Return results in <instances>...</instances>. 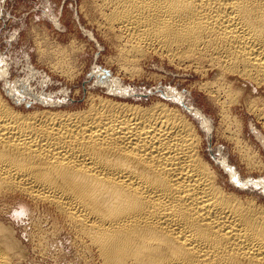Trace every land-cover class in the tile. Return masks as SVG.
I'll list each match as a JSON object with an SVG mask.
<instances>
[{
  "label": "bare ground",
  "instance_id": "obj_1",
  "mask_svg": "<svg viewBox=\"0 0 264 264\" xmlns=\"http://www.w3.org/2000/svg\"><path fill=\"white\" fill-rule=\"evenodd\" d=\"M85 5L88 18L116 48L110 60L124 73L141 74L137 62L149 54L165 57L197 72L204 79L198 88L222 114L241 102L264 124V0H86ZM93 71L106 96L87 93V107L78 111L19 110L3 93L12 104L28 107L48 104L49 93L32 95L5 81L0 199L18 200L13 209L22 217L43 207L68 229L80 251L94 248L105 264H264V207L222 183L184 110L161 100L129 101L127 89L109 71ZM5 75L0 67L2 80ZM243 84L256 88L257 96ZM167 93L179 103L184 97L173 89ZM195 109L186 108L197 119L202 115ZM202 124L211 128L206 119ZM234 145L239 160L256 168L251 148ZM226 158L214 160L246 187ZM13 234L0 221V264L23 258L24 247Z\"/></svg>",
  "mask_w": 264,
  "mask_h": 264
},
{
  "label": "rangeland",
  "instance_id": "obj_2",
  "mask_svg": "<svg viewBox=\"0 0 264 264\" xmlns=\"http://www.w3.org/2000/svg\"><path fill=\"white\" fill-rule=\"evenodd\" d=\"M85 4L86 0H0V67L6 70V79L2 80L0 77V89L3 90L7 81L19 86V89L25 93L32 95H39L40 92V95L49 93L47 94L48 104L42 105L35 102L29 107L28 104H22L23 102L17 105L12 104L3 93L8 103L22 111L48 108L62 111L83 110L89 101L87 93L94 92L95 96L97 94L106 96L105 86L96 84L95 78L91 76L94 68L101 67L109 71L114 78L118 79V82H121L120 85L127 89L126 99L129 101L146 105L152 101L161 100L184 110L183 112L193 122L202 138L203 155L208 161L211 160L210 163L216 170L218 168L217 172L222 183L228 190L256 197L264 207L263 122L261 123V120L250 110L247 111L246 106L244 107L241 102L228 108L225 115L229 118H225L217 105L215 106L213 101L206 97V93L203 91V94L198 88L199 83H202L204 79L200 78L197 72H193L192 68L171 64L165 57L163 60L158 55L149 54L147 59L143 58L137 62V68L141 74L131 76L128 72L124 73L125 71L123 72L114 61L110 60L116 55V48L111 43L108 45L109 40L102 36L104 33L99 27L97 28L96 22L89 19L91 15L87 13ZM45 53H48V56ZM243 87H248V90L253 89L252 95L257 96L256 88L246 84H243ZM172 89L184 96L180 103L167 96V92ZM260 92L264 99V92L261 89ZM184 103L185 105H182ZM32 106H34L33 109L30 108ZM186 108L191 110L196 108L195 110H198L202 116L196 119L192 114H188ZM221 115H224V118ZM203 119L207 120L211 128L205 130L202 124ZM230 132L231 135L234 134L231 136ZM235 133H238L239 137ZM235 135L238 143H241H236ZM240 138L244 141L243 143ZM229 139H232L231 142ZM234 144L240 145V148L243 147L244 150L251 148L248 152L252 160H255L256 168L249 167L239 160L240 153L235 150ZM250 151L255 154H253L254 158ZM216 153L227 157L229 165L239 173L240 178L248 182L246 187H242L235 181L236 179L230 178L227 172L223 171V167L215 162L214 157H219ZM250 181L261 182L262 185L254 186ZM17 203L19 201L13 198L0 199V221L11 225L14 238L24 247L25 253L22 258L24 261L21 259L19 264H105L94 248L86 250L84 247L87 253L84 248L80 251L81 248L74 244L73 235H70L68 229L63 227L60 221V223L58 220L55 221L53 215L47 213L43 207L33 208L32 216L22 217L14 212L13 208H17Z\"/></svg>",
  "mask_w": 264,
  "mask_h": 264
}]
</instances>
